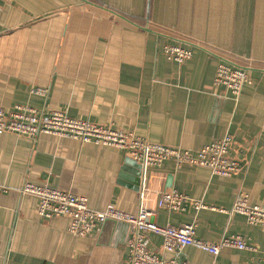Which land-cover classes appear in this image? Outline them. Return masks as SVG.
Instances as JSON below:
<instances>
[{
    "label": "crops",
    "instance_id": "crops-1",
    "mask_svg": "<svg viewBox=\"0 0 264 264\" xmlns=\"http://www.w3.org/2000/svg\"><path fill=\"white\" fill-rule=\"evenodd\" d=\"M167 44L191 49L181 63ZM220 61L243 68L249 82L234 97L213 81ZM45 88L46 96L31 94ZM22 105L128 132L149 143L195 154L228 134V177L167 159L146 172L147 204L176 189L214 208L241 194L264 205V0H0V107ZM143 169L125 150L40 134H0V264H128L129 226L99 224L84 237L64 216L42 218L24 183L47 185L134 214ZM150 220L178 227L195 222V237L217 243L239 235L247 249L213 256L185 246L186 264H264V226L218 209H158ZM160 253L161 237L146 232ZM167 257V255H165Z\"/></svg>",
    "mask_w": 264,
    "mask_h": 264
},
{
    "label": "built area",
    "instance_id": "built-area-1",
    "mask_svg": "<svg viewBox=\"0 0 264 264\" xmlns=\"http://www.w3.org/2000/svg\"><path fill=\"white\" fill-rule=\"evenodd\" d=\"M163 53L169 60L181 63L190 58L191 49L182 45L167 44ZM214 83L225 87L232 96L239 95L243 85L249 82L247 72L241 68L220 61L216 67ZM31 94L46 96L45 88L37 87ZM16 133L36 138L40 134H49L123 149L137 161L143 169L139 205L136 213L120 211L108 205L104 210H93L87 199L74 193L51 188L47 185L24 183L19 192L32 195L38 199L37 213L42 218L64 216L69 219L68 232L74 236L90 235L94 229L107 219L125 222L129 226L127 239L128 264H186L173 257L185 246H193L215 256L223 247L247 249L248 243L239 235H225L217 243H207L195 237L196 223L178 227L160 226L150 220L158 209L182 211L187 205L195 209H218L227 214L243 215L251 225L264 226V205L250 204L248 198L241 194L229 209L214 208L203 202L189 198L176 189L157 191L154 206H148L147 200L152 194L148 189L146 172L148 168L159 167L167 159L209 168L214 174L228 177L240 171V163L228 156L231 137L226 134L221 139L203 146L195 154L178 148L149 143L128 132H121L109 126L98 125L78 120L59 111L41 112L34 108L16 105L6 112L0 107V134ZM0 191L1 187H0ZM152 232L161 237L160 253L152 252L145 244V233ZM167 255V257H165Z\"/></svg>",
    "mask_w": 264,
    "mask_h": 264
},
{
    "label": "water",
    "instance_id": "water-1",
    "mask_svg": "<svg viewBox=\"0 0 264 264\" xmlns=\"http://www.w3.org/2000/svg\"><path fill=\"white\" fill-rule=\"evenodd\" d=\"M112 221H114V220H112V219H107V220H105L103 223H101V224H104V223H107V222H112Z\"/></svg>",
    "mask_w": 264,
    "mask_h": 264
},
{
    "label": "rangeland",
    "instance_id": "rangeland-1",
    "mask_svg": "<svg viewBox=\"0 0 264 264\" xmlns=\"http://www.w3.org/2000/svg\"><path fill=\"white\" fill-rule=\"evenodd\" d=\"M260 226V225H259Z\"/></svg>",
    "mask_w": 264,
    "mask_h": 264
}]
</instances>
